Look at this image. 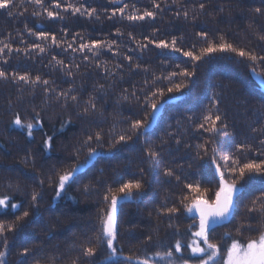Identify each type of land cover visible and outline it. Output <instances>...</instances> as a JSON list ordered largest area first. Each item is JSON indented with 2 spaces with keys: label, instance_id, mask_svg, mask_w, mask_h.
<instances>
[{
  "label": "trees",
  "instance_id": "16d2710c",
  "mask_svg": "<svg viewBox=\"0 0 264 264\" xmlns=\"http://www.w3.org/2000/svg\"><path fill=\"white\" fill-rule=\"evenodd\" d=\"M59 2L77 6L82 3L97 12L91 17L73 15L71 10L53 8V0H45V6L60 13L63 20L48 18L42 8L28 0H13L9 8L0 9V41L13 49L12 52L5 49L0 54V70H5L9 76L13 73H27L32 78L40 76L41 80L49 81L48 87L55 89V92L45 93L46 86L39 82L0 80V197L8 196L9 204L19 205L16 209L0 208V222L12 223L24 211L29 212L16 229L0 236V251L6 252V264H35L37 260L40 264H47L49 260L69 264L72 259H78V264H139L135 259L125 260L127 256L148 258L154 264H169V261L178 264V258L194 264L201 257L192 255L188 245L193 242L201 247L205 245L194 235L199 218L187 211L185 205L191 206L201 193L209 200L214 198L219 176L210 159L213 147L216 160L221 164L227 162L229 166L230 154L242 162L264 159L261 154L264 152L261 144L264 140V89L260 83L264 76L254 74L252 63L232 52L212 53L200 62H193L182 53L156 48L145 37L169 42L175 38L178 47L196 54L211 41L230 43L264 55V40L259 38L264 35V2L155 0L160 4L159 9L154 8L153 0H121L118 5L110 0ZM125 3L129 5L125 15L130 14L135 5L140 13L155 11L156 16L132 22L117 13L108 19L115 7ZM201 3L205 5L203 10L199 7ZM257 7L262 9L261 14L254 11ZM33 12L40 15L34 16ZM184 12L188 13L187 18ZM25 25L33 31H48L56 35L57 40L72 43L76 48L91 41L114 43L111 50L101 47L96 56L87 50L73 52L65 50L66 43L57 47L50 40H36L25 30ZM117 29L122 34H117ZM201 32H206L207 37L200 36ZM34 42L44 43L47 51L33 50L30 54L15 51L30 48ZM140 44L147 47L141 49ZM85 55L90 59L84 60ZM125 56H131L132 61ZM60 60L69 66L72 75H67L57 63ZM136 64L141 67L137 69ZM185 68L195 69V75L188 78L177 75L171 81L164 79ZM256 72L264 73V65L257 64ZM181 82L187 86L179 92L166 93L159 102L155 122L152 116L141 134L109 147L112 136L128 129L130 119H142L146 110L151 111L148 105L154 99L152 92L166 91L173 83ZM69 89L72 90L70 95L77 96L76 102L69 99L65 104L64 98L53 99ZM90 98L96 107L84 113ZM209 108L213 112L219 109L216 114L221 115L227 129L221 127L220 122L215 133L198 128L203 122L202 114ZM36 113H39V124L31 137L26 128L12 123L16 115L22 122L35 123ZM96 132H101L103 139L99 145L95 140L91 142L95 155L74 174L66 190L55 197V184L50 185L48 178L70 165L82 164L89 147L82 142ZM49 136L52 137L51 147H45L44 141ZM212 140L215 145L206 144ZM200 144L206 145L207 155L205 149L197 148ZM238 144L251 145L252 150L239 152ZM148 148L158 152V156L150 160ZM77 151L79 161L74 155ZM165 169H171L174 174L164 175ZM129 180L140 181L142 189L119 199L118 237L114 242L117 255L107 258L110 250L105 242L97 248L94 257L84 256V249L96 243L97 215L107 204L103 197L108 188L115 189ZM188 184H199L200 191H191L186 187ZM204 189L208 191L204 193ZM34 190L40 194L35 206L31 199ZM262 194L264 176L253 174L238 185L230 218L212 224V242L217 243L222 252L233 238L244 243L246 237L258 234L246 229L238 233L237 228L258 215L248 213L247 208ZM260 203L264 201H258L257 208ZM170 207L180 210L171 216L161 211ZM176 240L183 245L179 253L174 251ZM25 247L30 252L21 255ZM170 248L171 257L155 255L157 251L163 254Z\"/></svg>",
  "mask_w": 264,
  "mask_h": 264
},
{
  "label": "snow or ice",
  "instance_id": "6c2138e0",
  "mask_svg": "<svg viewBox=\"0 0 264 264\" xmlns=\"http://www.w3.org/2000/svg\"><path fill=\"white\" fill-rule=\"evenodd\" d=\"M176 0H173V3H175ZM264 2V0H262ZM13 3V0H0V9H6L9 8V5ZM28 3L34 4L39 6L43 9L44 12L47 13L48 18L50 19H56L59 18L61 20L64 19L63 16L60 15V13L49 10V7L45 6V0H28ZM110 3L112 4H120L121 0H110ZM153 6L155 9L160 8V4L156 3L155 0H153ZM53 8H63L64 12H68L71 10L72 14L75 15L79 13L80 15H87L89 17L96 15L97 10L95 8H86L84 4H80L79 6L72 4V3H66L61 4L59 0H53L52 4ZM200 9L203 10L205 8V5L201 3L199 5ZM129 8L128 4H123V6L115 7L111 15L108 16V19H112L114 16L119 13L122 18H125L129 21L135 22V21H143L145 18H155L156 12L155 11H149L145 10L143 13H140L138 9H135V5H132V8L134 9L130 14L125 15V10ZM223 9H221L222 11ZM107 11V9H105ZM254 11L257 14L262 13V9L260 7H257L254 9ZM9 14L12 15L11 11L9 10ZM34 16H39V12H33ZM179 15V14H177ZM185 18H187L188 13L184 12ZM99 19V16L96 17ZM25 30L32 36L36 38L38 41L47 42L51 41V44L56 45L57 47H60L62 44L66 43V49H71V51H85L92 52L93 56H96L99 54L98 50L101 47H106L109 50L112 49L113 43H106L104 41H91L89 43H81L79 45V48L73 47L72 43H68L63 40H57L56 35L48 32V31H33L32 28H28L27 25H25ZM66 31V30H61ZM117 34L120 33V30H116ZM202 37H207L206 32L199 33ZM76 36H79V33L76 34ZM129 36L133 39L135 37L132 36L131 33H129ZM261 40H264V35H261L259 37ZM75 39V37H74ZM81 39H83L81 37ZM145 39H148L149 44H155L156 48L159 49H171L172 51H175L177 53H182L184 57L189 58L193 62H200L202 61L206 56L212 54V53H218V52H232L235 53L240 58L247 59L252 63V71L256 75L264 76V73H257L256 72V65L261 64L264 65V55H258L253 51L245 50L244 48H237L234 47L230 43L221 42V43H213L211 41L207 42V46L203 47L199 50V54H196L192 50H183L182 48L177 46V41L175 38H173L170 42L165 40H152L147 37ZM223 38H221L222 40ZM0 44H3V47H0V54H3L5 52V49L8 50V52H12V46L8 43H4L3 41H0ZM139 47L141 49L147 47L145 44H140ZM38 50L40 53H44L47 51V48L44 43H33L30 48L15 49L16 52H25L26 54H30L31 51ZM129 62L132 61L131 56H125L124 57ZM53 60L56 58L53 57ZM84 60H89V56L85 55L83 57ZM7 63V61H5ZM57 63L65 70L67 75H72V71L69 68V66L64 65V62L62 60L57 61ZM99 66V65H98ZM75 68H79V65H73ZM119 67V65L117 66ZM141 65L136 64V68L139 69ZM177 68H179V65H176ZM147 71V69H145ZM182 76L185 78L192 77L195 75V69L193 71H188V69H183L179 72H172L168 76H165L164 79L171 81L172 77L175 76ZM11 79L13 81L19 80L24 83H32L35 84L37 82L42 83L46 87L44 88L45 93L48 92H55V89H52L49 86L48 80H41L40 76H36L35 78H32L29 74H19V73H13L11 76L5 71L0 70V80H8ZM261 84H264V79L260 81ZM187 85L183 82L181 83H173L171 87H168L166 91L164 89H157V91L152 92L151 96L154 98L148 105V107L151 109V111L146 110V114L142 119H130L129 121V127L127 130H122L120 133H117L115 136H112V139L109 140V147L113 148L117 144L126 143L127 141H130L133 139V136H138L141 134V131L145 129L150 121L151 117L155 115L156 111L158 110V104L161 101V99L166 95V93H172V92H179L182 88L186 87ZM71 89L61 91L59 95H56L53 97V99L59 101L61 98H64L65 104L70 99L73 102L77 101V96L70 95ZM133 95H135L133 93ZM127 99V97H125ZM216 101H213V104H215ZM96 105L93 102V100L90 98L87 101V106L84 107V113H88L90 109H95ZM219 109H216V112H213L212 108H209L204 114H202V120L203 122L198 125V128L200 130H203L205 132L215 133L217 131L218 122H220V126L227 129V124H224L222 121V117L218 113ZM191 119V118H190ZM33 120L35 123L32 122H22L19 115H16L15 119L12 121L13 124H15L18 128L27 130V135L31 137L33 135V129L34 127L39 124V113H36V115L33 117ZM68 123H71L69 120ZM253 131H257L256 129H253ZM227 135L228 133L225 132ZM111 135V133H110ZM118 137V138H117ZM103 139L101 132H96L94 135H88L87 138L82 142L83 145H88V152L87 157L83 161V163H75L73 165H70L67 169H64L60 172H57L54 177H49V184H55V197H59L62 192L66 190V186L69 184V182L73 179L74 174L81 168L88 164L89 159L95 155L96 149L92 148L90 146L91 142L95 140L98 145L99 142H101ZM51 140L52 137H47L44 141L45 147H51ZM180 141L177 140V143ZM207 143H211L215 145V140L208 141ZM261 144L264 145V140L261 141ZM237 150L239 152L244 151H251L252 146L251 145H245V144H238ZM197 148L205 149L204 154H208V150L206 148L205 144L197 145ZM213 155L210 157L212 163L215 165V172L219 176L218 181V188L214 193V198L209 200L206 198L202 193L198 196H196L191 206L185 205L187 211L192 212L195 210L199 213V224H198V230L194 233V235L198 238H200L203 241V244L205 247H201L198 242H193L188 245V247L191 249V253L194 256H200L201 259L194 262V264H264V203L259 204V208L256 207L258 201H264V194L261 195V197H258L251 201V206L247 208L248 213H258V215L251 217L248 220L247 224H242L240 227L237 228V232L239 233L241 229H246L248 231H256L258 234L255 236H248L245 238L244 243H240L235 238L232 239V242L230 246L226 245V251L222 252L219 245L217 243L212 242V235H213V229L212 224L217 219H223L231 214V210L234 206V195L238 189V185L242 181L246 179V177L252 176L253 174L264 176V159L262 160H255V159H249L246 160V162H242L240 159L235 158L233 155L228 156V160L231 161V165L229 166L227 162L225 164H221L216 160L215 153L216 148L213 147L211 149ZM264 155V152L261 153ZM76 160L79 161V152L77 151L74 153ZM147 155L149 159H153L158 156V152L154 151L152 148H148ZM199 155V153H198ZM174 173L171 169H165L164 175L166 176H172ZM230 177V178H229ZM177 180L180 179L179 176L176 177ZM44 181L41 180V184H43ZM187 188H189L193 192H199L200 191V185L196 184H188L186 185ZM142 189V184L140 181H132L129 180L127 182L121 183L117 188L112 189L111 187L108 188L107 194L104 195L103 199L107 202L106 206L100 210V212L97 215V219L99 221L98 230L96 232L95 240L96 243L93 246H88L84 249L83 255L87 257H94L97 252V248L100 247V245L104 244L106 242L107 249L110 250L107 252V258H111L112 256L117 255V249L114 246V242L117 240L118 237V225H117V205L120 198L123 197H130L133 195L134 190L140 191ZM208 189H204V193H206ZM120 194V195H117ZM40 194L37 193L35 190L32 193V203L33 206H35L38 202V196ZM54 197V198H55ZM9 197L4 196L0 197V208H8L11 207L12 209H16L19 207V205L12 203L9 204ZM184 199H187L185 197ZM183 203V201H182ZM180 209L177 207H170V208H163L161 211H163L165 214H168L169 216L174 215L177 213ZM29 216L28 211H24L22 215L17 216L16 220L12 223H4L0 222V236H4L5 232H12L14 229H16L19 226L20 221H23L26 217ZM169 227H172L170 224ZM225 235L231 236V233H225ZM149 240L152 239V237H148ZM4 245L7 247V238L4 239ZM182 243L180 240H176L174 245V251L179 253L182 250ZM30 250L25 247L21 255H27L29 254ZM6 255V252L0 251V264H6L4 257ZM156 256H160L163 258V256L171 257L173 256V250L170 248L167 251H165L163 254L157 251L155 253ZM125 260L131 261V260H138L139 264H154L153 261L149 260L148 258L139 259V257L134 256H127L124 257ZM35 264H40V261H35ZM47 264H55L54 261L49 260ZM69 264H78V259H72ZM169 264H172V261H169ZM178 264H189V261L187 259L178 258Z\"/></svg>",
  "mask_w": 264,
  "mask_h": 264
},
{
  "label": "water",
  "instance_id": "95a60500",
  "mask_svg": "<svg viewBox=\"0 0 264 264\" xmlns=\"http://www.w3.org/2000/svg\"><path fill=\"white\" fill-rule=\"evenodd\" d=\"M158 115H159V111H156L155 115L153 116V122L156 121ZM232 210H233V208H232ZM232 210H231V213H232ZM191 213H192L194 216H196V217L199 218V213L196 212L195 210H193ZM230 215H231V214H230ZM230 215H228L227 217H225V218H223V219H217V220H215V221L213 222V224H215V223H220V222H225L226 220L229 219Z\"/></svg>",
  "mask_w": 264,
  "mask_h": 264
},
{
  "label": "rangeland",
  "instance_id": "374dc122",
  "mask_svg": "<svg viewBox=\"0 0 264 264\" xmlns=\"http://www.w3.org/2000/svg\"><path fill=\"white\" fill-rule=\"evenodd\" d=\"M261 86H262V88L264 89V84H262ZM230 216H231V215H230ZM229 218H230V217H229ZM189 264H190V263H189Z\"/></svg>",
  "mask_w": 264,
  "mask_h": 264
}]
</instances>
